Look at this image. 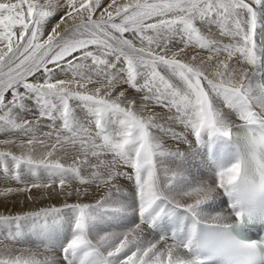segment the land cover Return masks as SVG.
Segmentation results:
<instances>
[{"label":"snow or ice","instance_id":"1","mask_svg":"<svg viewBox=\"0 0 264 264\" xmlns=\"http://www.w3.org/2000/svg\"><path fill=\"white\" fill-rule=\"evenodd\" d=\"M0 137V264H264V0H0Z\"/></svg>","mask_w":264,"mask_h":264},{"label":"bare ground","instance_id":"2","mask_svg":"<svg viewBox=\"0 0 264 264\" xmlns=\"http://www.w3.org/2000/svg\"><path fill=\"white\" fill-rule=\"evenodd\" d=\"M57 19H58V16H57ZM52 22L54 23L55 20H53ZM49 27H50V26H49ZM156 111H157V112H162L161 109H156ZM179 130H180V129L177 128V131H179ZM43 131H48V129H47V128H44ZM0 138H2V137H0ZM168 146H170V147H174L175 144H174V142H172V141H168ZM0 148H3V146H0ZM10 186H12V187H16L17 185L15 184V182H11ZM33 191L35 192V190H33ZM94 194H95V193H94ZM97 198H98V195H97ZM20 199H21V198H19V197H15V196L10 197L8 203L5 205V203H3V198H0V212H5V211H7L8 209H10V210L12 211V213H15V212L21 210V207H22V206H21V204L19 203V200H20ZM89 199H91V197H90ZM12 200H15L16 203H15V204H12V203H11ZM39 206H43V205H42L41 203H39V202L36 203V204L28 203V204H25V205L23 206V208H24L25 210H27V209H29V208H35V207H39Z\"/></svg>","mask_w":264,"mask_h":264}]
</instances>
